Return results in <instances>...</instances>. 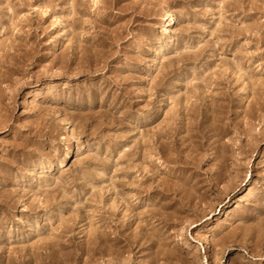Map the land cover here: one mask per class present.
Listing matches in <instances>:
<instances>
[{"label":"rangeland","instance_id":"rangeland-1","mask_svg":"<svg viewBox=\"0 0 264 264\" xmlns=\"http://www.w3.org/2000/svg\"><path fill=\"white\" fill-rule=\"evenodd\" d=\"M0 264H264V0H0Z\"/></svg>","mask_w":264,"mask_h":264},{"label":"bare ground","instance_id":"bare-ground-1","mask_svg":"<svg viewBox=\"0 0 264 264\" xmlns=\"http://www.w3.org/2000/svg\"><path fill=\"white\" fill-rule=\"evenodd\" d=\"M163 17H164V15H163ZM172 19H173V14L171 13V12H169V11H167L166 13H165V19L163 20V24H162V27L164 28V30H166V31H168V27H169V25H170V23H171V21H172ZM171 40V35H170V33H169V35H168V37H167V39H166V42H169ZM160 48V47H159ZM162 56V51H161V48L160 49H157V53L155 54V57H156V59H159L160 57ZM31 174V173H30ZM30 176V175H29ZM251 189V188H250ZM254 190V189H253ZM247 193H249V191L247 192ZM246 193V194H247ZM244 195L245 194H243V193H239L236 197H235V199L233 200V201H235L236 203H237V201H240V200H242V198L244 197ZM250 195H252L251 193H250Z\"/></svg>","mask_w":264,"mask_h":264}]
</instances>
